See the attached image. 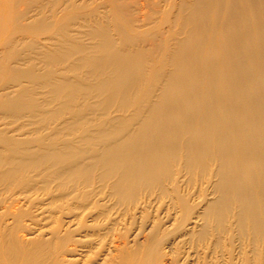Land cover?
<instances>
[{"label":"bare ground","instance_id":"1","mask_svg":"<svg viewBox=\"0 0 264 264\" xmlns=\"http://www.w3.org/2000/svg\"><path fill=\"white\" fill-rule=\"evenodd\" d=\"M0 264H264V0H0Z\"/></svg>","mask_w":264,"mask_h":264}]
</instances>
